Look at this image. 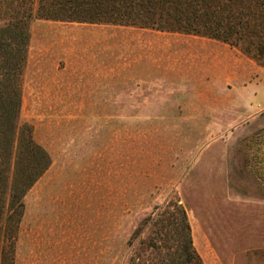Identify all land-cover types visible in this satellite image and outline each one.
Here are the masks:
<instances>
[{
    "label": "rangeland",
    "instance_id": "obj_1",
    "mask_svg": "<svg viewBox=\"0 0 264 264\" xmlns=\"http://www.w3.org/2000/svg\"><path fill=\"white\" fill-rule=\"evenodd\" d=\"M28 34L18 124L50 162L13 264H128L178 206L202 264H264L263 63L132 24L33 15Z\"/></svg>",
    "mask_w": 264,
    "mask_h": 264
},
{
    "label": "trees",
    "instance_id": "obj_2",
    "mask_svg": "<svg viewBox=\"0 0 264 264\" xmlns=\"http://www.w3.org/2000/svg\"><path fill=\"white\" fill-rule=\"evenodd\" d=\"M33 15L205 35L264 64V0H36L35 5L34 0H0V264H13L23 195L50 162L31 126L18 124ZM177 210V219L166 215L155 223L128 264H202L191 245L184 210Z\"/></svg>",
    "mask_w": 264,
    "mask_h": 264
}]
</instances>
